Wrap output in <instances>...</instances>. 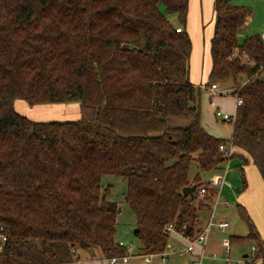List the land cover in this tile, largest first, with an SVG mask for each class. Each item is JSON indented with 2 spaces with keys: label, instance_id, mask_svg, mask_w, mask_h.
<instances>
[{
  "label": "trees",
  "instance_id": "obj_1",
  "mask_svg": "<svg viewBox=\"0 0 264 264\" xmlns=\"http://www.w3.org/2000/svg\"><path fill=\"white\" fill-rule=\"evenodd\" d=\"M233 1H213L204 87L232 79L231 94L242 98L230 123L232 157L252 162L264 183V40L260 32L238 40L250 11ZM188 7L189 0H0V264H63L77 248L126 254L116 238L119 204L107 198L103 174L126 179L140 253L166 249L168 224L190 237L202 229L200 212L210 211L217 190L200 172L224 169L219 144L229 140L201 124V87L187 77ZM16 100L78 102L80 115L37 120L16 110ZM193 160L199 172L190 179ZM186 185L196 188L184 195ZM236 210L248 232L230 241L254 240L253 261L264 257L253 220L238 202Z\"/></svg>",
  "mask_w": 264,
  "mask_h": 264
},
{
  "label": "rangeland",
  "instance_id": "obj_2",
  "mask_svg": "<svg viewBox=\"0 0 264 264\" xmlns=\"http://www.w3.org/2000/svg\"><path fill=\"white\" fill-rule=\"evenodd\" d=\"M233 3L238 4V5H244L248 7L250 11V16L247 19L246 25L243 28H241L238 32L239 41H242V39L246 35H249L254 32L259 33L264 30V0H234ZM212 8H213V5H212ZM169 17L173 20V22L175 21L174 15L169 16ZM214 18H215L214 14L212 15L210 14V12H208L206 15V18L203 19L202 22H200V24L198 23V17H197L196 26H194L196 30L201 31L200 46L202 47V49L200 48L201 50L199 53L200 64L198 65L196 69L198 73L197 75L198 78L201 76L204 77L203 70L205 72L207 61L209 60V50H208L207 42L210 37L209 36L210 32L212 31L214 27ZM176 25H178V23H176ZM186 31L188 32L187 25H186ZM200 69H203V70L200 71ZM189 75H190V68L188 69V76H187L188 79L190 80ZM243 79L244 78H241L240 81ZM216 83L218 84V88L216 89L215 92H211V93H208L209 89L207 87H204V85L202 84V87L200 88L201 94L199 96L200 114H201L202 121H203L202 123L205 124L204 126L207 130L210 129L211 131H215V133L221 136L223 135L227 136L230 131V122H223V121L216 119L213 116V110L218 106V109L225 110L224 108H230L232 109L231 112L232 113L234 112V100L235 99H234L233 94H231L229 90L233 82L231 78H228L224 81H219ZM196 87H198V85H196ZM213 127H217V130H214ZM233 157L236 159H239L240 163L237 165V167L233 166L228 170V176L225 179V182L226 184H231V186L234 185V190H235V187L241 184L242 176L245 175V178L247 179L248 174H247V168L245 169L246 173L244 171V174H243V171L241 170V167H243V164H244L243 159L240 157H236V156H233ZM245 164H247V166L249 165L250 174L252 175L250 176L249 181L254 180L255 182L254 190L248 194H251V193L254 194L256 196L255 198H259L260 202L264 206V184L261 180L259 172L256 169V167L252 164V162L249 161V162H246ZM196 172H199V169H198L197 163L193 160L191 163V167L189 169V178L191 179ZM200 174H201L202 180H211L213 176L212 173L210 172L209 173L200 172ZM259 180H260V183L258 185ZM100 182L103 187L109 186V192L107 194V198L110 200H116L118 201V204H119L120 212L117 216V224H116L117 240L118 241L121 240L123 241L124 245L131 247V249L133 250V252H131L132 254L140 253L137 250L138 242L133 235V230L135 228V216H134V213L130 210L129 206L123 200V194L126 190V185H127L126 179H124L121 176H115L112 174H103L101 176ZM240 192L241 190H238V192L236 193H240ZM220 202H222L224 205H227V206H221ZM236 203L237 201H235L233 198H230L229 196H225L224 194L221 196L219 192V197H217V205L214 209L213 222L216 223V221L218 220H226L228 222V225L230 226H228L223 231L218 229L215 225L211 228L210 233L208 235V240L212 236H217L219 238V242L218 244H216V247L214 248H211L210 245L207 244L206 254L215 255V259H208V258L203 259L201 264H242L244 261L248 262L250 257L252 256V247L256 248L257 253L259 252V247L254 240H243V241H236V242L230 241V237L236 235V234L229 233V231H232L231 227L233 225L238 226L239 231H242V232L245 231L246 233L248 232L245 221L241 219V217L237 213ZM211 204H210L209 216L211 213ZM223 207L225 208L223 209ZM222 210L226 211L225 212L226 217L219 215V212ZM208 220L209 218L207 219V221ZM259 225L261 226L260 222H259ZM245 234H242V236H244ZM224 239H227L230 242L228 252H226L225 247L222 246V241ZM183 240L184 241L182 243L186 244L187 240L186 239H183ZM214 240H217V239H214ZM236 246H238L239 248V251L237 253L234 252V248ZM76 250L80 253L79 261L76 262L75 260L76 258L73 255L72 257L73 261H71L69 264H84L85 261H90L93 258L95 259L93 261L94 264H104V263H100V257H99L100 255L97 254L99 252L97 248H93V252H89L90 254L79 248H77ZM243 253H246L248 256L244 258L242 256ZM255 256H258V255L254 254L249 262H251V260L253 261ZM156 260H160V259L156 258ZM167 260L169 264H185L186 258L185 256L183 257V255L182 256L168 255ZM132 263H133V259L130 258L127 262H123L120 264H132Z\"/></svg>",
  "mask_w": 264,
  "mask_h": 264
},
{
  "label": "crops",
  "instance_id": "obj_3",
  "mask_svg": "<svg viewBox=\"0 0 264 264\" xmlns=\"http://www.w3.org/2000/svg\"><path fill=\"white\" fill-rule=\"evenodd\" d=\"M213 1L214 0H189L188 15H187V28H188L189 37L191 39V52H190V58H189V68H190V75L189 76H190V81L194 85H198L200 87H202V84L205 85V83H206L211 61H210V54H209V60L207 61L205 72L203 69H200V71L203 70L204 77L201 76L198 78L197 77L198 73H197L196 69H197L198 65L200 64L199 53H200V50L202 49V47L200 46L201 31L196 30L194 28V26H196L197 17H198V23L200 24V22H202V20L206 18V15L208 12H210V14H212V15L214 14L213 8H212ZM211 34H212V31L210 32L209 36H211ZM209 39H210V37H209ZM209 39L207 42L208 50H209ZM206 87L208 88V85ZM207 88H205V89H207ZM208 91H209L208 93H211V92H215L216 90L211 91L209 89ZM14 107L19 112L27 115L30 118L37 119V120L75 119V118H78L80 115L78 102L50 103V104H38V105H34V106H28L25 101L16 100L14 103ZM217 108H218V106L215 109H217ZM215 109L213 110V116H214ZM224 109H225V111H229V112L232 111V109H230V108H224ZM234 110H235V108H234ZM202 122L203 121H202V117H201V124L205 128V126H204L205 124H203ZM213 129L217 130V127H213ZM207 131L216 137H221V138H224L226 140H229L231 137V133H232V126L230 125V131H229L227 136H224V135L221 136V135L215 133V131H211L210 129ZM233 151H237V148L233 147ZM239 163H240L239 159L231 157L230 159L226 160L225 167L221 172H210L213 175L211 180H203V181L209 182L210 185L212 186L214 184L213 183L214 179H217V178L220 179L219 184H217V185L215 184V187L217 188L218 193L220 192L221 196L224 194L225 196H229L230 198H233L235 201H237L238 203H240L242 206L245 207L249 216L251 217V219L253 220V222L255 223V225L258 229L257 231L259 233L260 238L262 239V247L264 248V206L260 202L259 198H255L256 196L254 194H252V193L248 194L254 190V183H255L254 180L249 181L250 176H252L250 174L249 165L247 166V164H243V167H241V169H243V171H245V173H246L245 169L247 168V174H248V177L246 175L247 179L245 178L246 179V187L244 189H240L241 184H239L237 187H235V190H234V185L231 186V184H226V182H225V179L228 176V170L233 166L237 167V165ZM259 183H260V180L258 182V185H259ZM262 189H263V187H262ZM238 190H241V192L236 193V192H238ZM220 205L221 206H227V205H224L222 202H220ZM224 208L225 207H223V209ZM225 212H226L225 210H222L219 212V215L226 217ZM200 214H201V216H200L201 225L200 226L202 227V226H204V224L206 223V221L209 217V212H204V211L202 212L201 211ZM257 220L260 222L262 227L259 225V222ZM228 226H230V225H228ZM247 229H248V227H247ZM231 230L232 231H229V233L230 234H236L235 236H242V234L246 233L245 231L244 232L239 231L238 226H236V225H233L231 227ZM183 239H184L183 236L179 232L174 231L173 233L170 234L169 242H168L167 249H166L167 253L165 255L166 260L168 259V255H179V256L183 255V257L185 256V258H186L185 264H193V262L197 258L198 253L201 250V247L199 245H195L194 249L191 251L183 250L182 248L185 245L184 243H182L184 241ZM214 239H217V240H214ZM170 240H171V242H170ZM207 241L208 242H206V245L204 247V258L203 259H207V258L208 259H215V257H212V255L206 254L207 253L206 247H207V244L210 245L211 248L216 247V244H218V242H219V238L217 236H212L209 238V240L207 239ZM121 242H123V241H121ZM172 242H173V244H172ZM180 249H182V251ZM131 250L132 249H130V253L133 252V250L132 251ZM238 251H239V248H238V246H236L234 248V252L237 253ZM87 253H89V252H87ZM76 254L77 255L74 257L76 258L75 259L76 262H78L80 253L77 251ZM97 254L100 255L99 252ZM141 254L142 253L134 254V256L131 257L133 259L132 264H164L163 260L157 255L150 257V261H144L141 257ZM256 254H257V252H256ZM242 256L244 258H246L248 255L246 253H243ZM99 257H100V263L105 264V258H103L101 256H99ZM156 258H159L160 260H156ZM203 259H202V261H203ZM94 260L95 259L93 258L90 261H85L84 264H94V262H93ZM71 261H73V260H71ZM70 262H66L63 264H69ZM253 262H255V263H253ZM251 263H253V264H264V257L257 258L254 261L250 262L249 264H251Z\"/></svg>",
  "mask_w": 264,
  "mask_h": 264
},
{
  "label": "built area",
  "instance_id": "obj_4",
  "mask_svg": "<svg viewBox=\"0 0 264 264\" xmlns=\"http://www.w3.org/2000/svg\"><path fill=\"white\" fill-rule=\"evenodd\" d=\"M260 37L264 40V30L260 32ZM208 88L211 91H215L218 88V84L217 83H211L208 85ZM233 96L235 99L234 100V108L236 110V107L242 103V98L239 96L238 91L235 92V94ZM235 110L232 113V112L217 108L214 111V117L220 121L232 123L235 120ZM219 149L221 152H223L224 158L226 160H228L232 157L233 145H232L230 140L225 142V143H223V142L220 143ZM219 182H220V179H218V178L214 179V181H213L214 184L212 185V187L216 188L215 184L217 185V184H219ZM206 188H207V186L206 187L201 186L198 189L197 198H201L205 194ZM216 190H217V188H216ZM217 197H219L218 191H216V194L214 196V200L211 204V213H210V216L208 217L209 220L206 222V224H204L202 229L200 231H198V233L194 237H190L188 235H182L179 232L183 236V238L187 240V243L182 248L183 250L191 251L194 249L195 245H199L201 247V250L198 253L197 258L193 262V264H201L202 263V259L204 258V247L206 245L208 235L210 233L211 228L215 225L218 229L225 230L228 226V222L226 220H218V221H216V223L213 222V214H214V209L217 205ZM165 229L169 233V235L171 233H173L174 231H176L172 224H168ZM176 232H178V231H176ZM4 240H5V236L1 232V226H0V250L2 248V244H3ZM119 244H124V243L119 241ZM222 245L225 247L226 252H228L229 251V240L224 239L222 241ZM130 249H131V247L128 246L127 253L122 255V256H112L109 258H105V264H120L123 262H127L132 256H134V254L130 253ZM166 249H167V247H166ZM166 249L163 252H161L160 254H146L145 253V254H141V257L144 261H150V257L157 255L163 260L164 264H169L168 261L166 260V257H165V255L167 253ZM182 249H180V250L182 251ZM73 253L76 254L77 251L75 249H73ZM254 254H256V248L252 247V256ZM252 256L250 257V259L252 258ZM212 257H215V256L212 255ZM260 257L261 256H259L258 258H260ZM250 259H249V261H250ZM249 261L248 262L244 261L242 264H248V263H250Z\"/></svg>",
  "mask_w": 264,
  "mask_h": 264
},
{
  "label": "water",
  "instance_id": "obj_5",
  "mask_svg": "<svg viewBox=\"0 0 264 264\" xmlns=\"http://www.w3.org/2000/svg\"><path fill=\"white\" fill-rule=\"evenodd\" d=\"M196 186L195 185H186L182 188V193L184 195L189 194L191 191L195 190Z\"/></svg>",
  "mask_w": 264,
  "mask_h": 264
},
{
  "label": "bare ground",
  "instance_id": "obj_6",
  "mask_svg": "<svg viewBox=\"0 0 264 264\" xmlns=\"http://www.w3.org/2000/svg\"><path fill=\"white\" fill-rule=\"evenodd\" d=\"M230 244V243H229Z\"/></svg>",
  "mask_w": 264,
  "mask_h": 264
}]
</instances>
